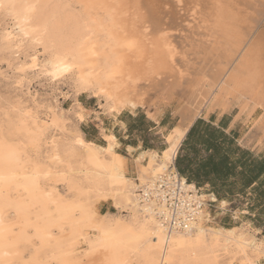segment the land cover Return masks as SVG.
Segmentation results:
<instances>
[{"label":"bare ground","instance_id":"6f19581e","mask_svg":"<svg viewBox=\"0 0 264 264\" xmlns=\"http://www.w3.org/2000/svg\"><path fill=\"white\" fill-rule=\"evenodd\" d=\"M237 1L176 0V5L183 3L187 9H194L199 17L197 7L202 6L208 16L205 19L211 21L210 25L202 24V28L212 26L221 33L225 40L224 58L234 62L231 68H221L213 83L208 80L209 84H205L202 77L193 78L188 87L193 105L197 108L208 99H214V109L227 110L238 101L241 112L250 116L258 108L264 109V31H259L253 41L252 26L240 27L246 18L240 16L242 5L237 9ZM169 2L0 0V13L13 21L21 41H37L43 46L49 55L46 66L52 77L68 75L74 78L82 92L94 90L105 99L110 115L116 116L126 107H142L156 121L162 108H147L148 91L163 85V94L169 95L176 81L180 82L183 77L177 63L179 50L164 20L171 12L166 8ZM12 37L5 36L6 45L14 43L16 39ZM36 62L33 56L28 65L35 66ZM63 65H68L69 71H61ZM185 110L191 111L189 107ZM198 113V109L194 110L186 123L172 128L167 138L168 146L162 154L149 150L150 154L142 152L136 158L135 178L128 174V158L117 151L119 142L114 135L106 134V147L82 138L83 146L78 147L75 154L84 157L81 170L92 185L89 190L97 195V202L110 198L122 204L130 210L129 218L105 215L97 204L82 199L85 185H81L79 177L81 186L75 176V181L72 175L70 177L73 179L69 182L71 197L62 195L53 183L47 186L46 181L66 178L62 174L51 177L52 171L43 170L40 163L31 165L29 162L28 165V154L38 151L42 125L34 120L35 117L32 119L31 115L20 111L7 115L5 120L2 118L0 264H208L211 254L207 250L214 247L219 248L218 252L225 250V254L237 249L244 261L264 258V248H258L254 259L250 257L245 231H240L239 226L207 225L206 208L198 211L196 219H188L187 225L168 223L170 210L164 195L176 182L185 191V198L204 201V204L216 200L213 194L194 192L190 195L191 189L196 191L195 185L180 178L173 167L186 129ZM259 121V128L264 132V117ZM57 147L53 148V153L60 155ZM163 182L167 185L165 190ZM136 189L142 193H137ZM140 202L148 208H142ZM179 213L185 214L181 209ZM84 241L88 244V252L82 258L78 249ZM28 250L30 254L26 259Z\"/></svg>","mask_w":264,"mask_h":264},{"label":"rangeland","instance_id":"374dc122","mask_svg":"<svg viewBox=\"0 0 264 264\" xmlns=\"http://www.w3.org/2000/svg\"><path fill=\"white\" fill-rule=\"evenodd\" d=\"M170 2H173L172 4L174 6L171 5ZM170 2L169 4L166 3V8L174 13L170 12L171 14H164V20L169 24L170 31L179 50L177 63L182 71L183 77L180 79V82H178L179 80L176 81V84L172 87L173 90L171 89L168 93L169 95L163 94V85L151 89L147 94V97H149L147 108L148 106V109L155 107L162 108V113L157 123H153L145 116L146 120L143 126L147 127V129L142 132H151V134H147L148 145L153 144L159 151L168 144L167 138H169L172 128L178 124L186 123L192 116L194 110L198 109L199 113L204 112L205 114L215 112L218 117L221 115V110L219 108H213L214 99H208L205 104L199 106L200 108H195L193 105V98H190L188 87L196 77H202V82H205V84L208 83V80L210 81L209 83H213L215 77L221 73L219 72L221 68L224 70L234 63L231 58H228L230 60H225L226 56L223 55L224 51L222 49L225 40L221 33L217 32L212 26H208L207 29L202 28V24H209L211 22L206 20L208 16L204 14L205 11L204 9L202 10V6L201 8L200 6L199 8L197 7V9L202 11L201 13L200 10H198V14H201L199 17L197 12L195 15L194 9H187V6L184 7L185 5L183 3L176 5V0H170ZM237 2V9H239L238 6L242 5L240 6V12L242 11V15L240 16L246 18V22L240 23V27L244 28L246 26L244 28L246 29L247 25L252 26L253 31L250 36L254 41L258 32L264 31V0H238ZM243 12L245 13L243 14ZM8 18L9 17L5 13H0V120H5L8 118L9 114H15L16 111H20L21 114L28 113V115H31L32 119L35 117L34 120L38 122L39 125H42V139H40L38 151L28 154V157H30H27L28 165L40 163L39 165L43 170L52 171L51 177L62 174V177L66 178L65 180L46 181L48 183L47 186H52L53 183V186H56L62 195L64 194V196L71 197L73 192L69 182H72L75 177V179H77L76 182H79L80 180L77 178L79 177L82 180L81 185H85L87 188L89 187L88 189L85 186L84 188H82L83 186L80 187L83 189V195L81 194L82 199L86 200L87 198L92 205L94 203L97 204L99 210L105 215L113 217L115 215H120L129 218L131 212L129 209L124 208L122 204L114 202L110 198L97 202V195L94 194L92 190H89L92 189V185L88 182L89 180L87 181L84 171L81 170V163L84 162V157L75 154V151L78 147L83 146L81 144L84 141L106 147L108 145L106 134H115L116 136H114L119 142L116 149L118 152L124 154V130H121V125L126 122L134 125L138 124L139 121L133 114L139 112L146 115V108L138 107L133 109L126 107L118 115H110L105 99L100 95H96L94 90L82 92L78 89L74 78L68 75L52 77L51 74L48 73L46 66L49 55L44 50L43 46L38 44L37 41L34 43L27 39L23 40L24 42L21 41V38H18L13 21ZM6 35H13L12 38L16 39L12 45H6ZM19 45L22 47L19 48ZM23 45L26 48L23 47ZM33 56L37 58V62L35 66L31 67L28 64ZM217 72L219 73L217 74ZM220 77L221 76L218 78ZM17 80L20 81L17 82ZM78 91L80 92L78 93ZM237 102L238 101H234L231 106L233 115H237L241 111L240 104ZM188 107L191 110L190 113L185 110ZM263 117L264 109L260 107L250 116L247 115V112L244 113L241 122H239V128L242 129V127H245L246 134L251 135V142L257 136L256 129H254L256 122L258 124V131L262 133L261 136L264 138V132L259 128V120ZM179 120L180 123H178ZM149 122H152V124H148ZM243 122H246V125L243 126ZM153 132H156V134ZM82 138H84V141ZM54 147L60 149V155L53 153ZM143 152L147 155L150 154L149 150ZM162 152H158V154H162ZM55 155L58 156L56 157ZM55 162L56 164L54 165ZM133 167L134 165L131 164L130 169ZM71 175L73 179L70 178L72 177ZM68 177L72 180H68ZM77 184L81 186L80 182ZM136 192L142 193V190H137ZM90 195H92V197ZM140 204L141 207L148 208L145 203L143 204V202H140ZM205 204L207 207V218L209 219L207 225L216 224L224 227L239 226L240 231H245L244 239L248 244L246 248L247 252L248 254L250 253V257L254 259V255L259 251L258 248H264V204L255 206L253 201H251L249 203L245 202V205L242 206H226L227 204H221L222 206H219L216 201L209 200L205 202ZM252 237L256 239H251ZM250 240L251 242H249ZM249 244L252 245L250 246ZM259 244H262V247ZM253 246L257 248L255 249ZM216 249L219 248L214 247V249L211 248L208 249L209 251L207 250V253L211 254H208V256H211V258L209 257L208 259V264H264L263 257H259L256 261H244L237 249H232L231 251L233 252H226V254L225 250H222L224 251L222 253V251L219 250L220 252H218ZM86 251L88 252V244L84 241L78 249V252L82 256L79 255V253L78 255L84 258V254L86 255L87 253ZM29 254V250L26 251V259H28ZM232 260L234 261L231 262Z\"/></svg>","mask_w":264,"mask_h":264},{"label":"crops","instance_id":"0c3cea01","mask_svg":"<svg viewBox=\"0 0 264 264\" xmlns=\"http://www.w3.org/2000/svg\"><path fill=\"white\" fill-rule=\"evenodd\" d=\"M230 110L231 107L221 110L219 117L215 112L194 115L178 147L173 167L187 182L194 184L200 193L213 194L217 205L222 206V200H225L226 206H242L256 196L258 179L255 175L257 162L264 157V138L258 131L256 122L254 129L257 136L251 142V135L246 134L245 127L239 128V122L246 112L240 111L233 115ZM140 114L136 112L133 115L137 117ZM145 116L153 123L158 121L147 114ZM244 125L246 122H243ZM121 130H124V154L128 158V174L135 178L136 157L144 150L162 152L168 144L160 151L153 144L148 145L147 134L151 132L138 129L133 131L128 122L121 125ZM131 164L134 165L132 169ZM242 171L248 175L253 174L252 181L245 188H242ZM243 189L246 193H241Z\"/></svg>","mask_w":264,"mask_h":264},{"label":"built area","instance_id":"2783aa9c","mask_svg":"<svg viewBox=\"0 0 264 264\" xmlns=\"http://www.w3.org/2000/svg\"><path fill=\"white\" fill-rule=\"evenodd\" d=\"M176 173L178 174L177 171ZM178 176L182 178L179 174ZM162 188L164 190L167 189V185L164 182L162 183ZM195 190L196 191L191 189L189 191L190 195L194 192L200 194L197 188ZM164 197L166 199L167 207L170 210V215L168 216V223L170 225H187L186 221H188V219H196L198 211L207 208L204 201L201 203L199 200L196 201L195 199L185 198V191L181 188L178 182H176L175 185L165 193ZM180 209L183 210L185 214L179 213Z\"/></svg>","mask_w":264,"mask_h":264},{"label":"trees","instance_id":"16d2710c","mask_svg":"<svg viewBox=\"0 0 264 264\" xmlns=\"http://www.w3.org/2000/svg\"><path fill=\"white\" fill-rule=\"evenodd\" d=\"M139 123L134 125V124H130V129H138L140 131H145L147 129V127L143 126V123L146 120V117L144 114H140L137 116L136 118ZM148 124H152V122H149ZM145 127V128H144ZM91 140V139H88ZM243 158L244 155H242V163H243ZM242 188H245L246 186H248V182L250 183L253 179V174L251 173L250 175H248V173H246L245 171H242ZM255 177L258 179V186H257V190H256V196L255 198H251L254 205L255 206H259V205H263L264 204V157L260 160H258L257 162V168H256V175ZM262 177V178H260ZM230 193H234V192H230ZM241 193H246L245 190H241ZM204 194V193H201ZM225 201V200H222ZM220 201V203L222 202Z\"/></svg>","mask_w":264,"mask_h":264},{"label":"snow or ice","instance_id":"6c2138e0","mask_svg":"<svg viewBox=\"0 0 264 264\" xmlns=\"http://www.w3.org/2000/svg\"><path fill=\"white\" fill-rule=\"evenodd\" d=\"M60 70L64 71V72H67V71H69V66L68 65H63Z\"/></svg>","mask_w":264,"mask_h":264}]
</instances>
